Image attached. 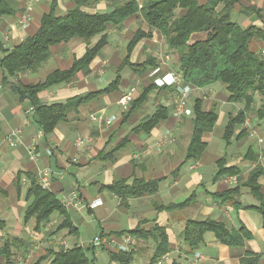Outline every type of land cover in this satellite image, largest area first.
Listing matches in <instances>:
<instances>
[{"label": "crops", "instance_id": "1", "mask_svg": "<svg viewBox=\"0 0 264 264\" xmlns=\"http://www.w3.org/2000/svg\"><path fill=\"white\" fill-rule=\"evenodd\" d=\"M52 1L14 0L17 11L0 20V39L5 48L11 49L26 37L34 35L43 15L50 11ZM125 1L87 0L81 8L88 13H104ZM207 1L199 0L200 3ZM57 2L58 14H64L77 5V0ZM222 6L223 3H220L219 8ZM182 12L179 10V13ZM231 18L242 27L256 25L264 29V0H236ZM140 28L149 29L141 12L129 16L122 25H109L108 42L92 61L91 72L40 92L41 101L49 105L62 103L74 96L107 87L115 79L116 69L127 54L128 44ZM101 35L88 40L77 37L52 45L51 56L46 62L35 70L16 76L7 75L0 65V244L6 240L16 242L13 247L15 264H34L45 255L49 257L41 264H49L53 258L50 255L52 251L76 244L90 248L88 254L95 258V264H119L111 260L110 252L132 248L135 250L133 264H147L154 253V241L137 240L128 231L137 226L148 229L159 225L166 228L170 249L156 264H240L247 251L260 253V264H264L262 214L254 209L235 208L231 202H221L211 195L238 183L237 175L233 183L229 181L231 175L214 179L220 158H226L227 166H239L244 177L257 163L264 166V141H259L260 137H264V120L251 125L250 134L242 141L233 137L227 144L224 140L223 155L210 152L214 141H207L208 147L199 159L184 162L192 130V115L176 114L178 89L175 86L154 90L129 116L127 113L132 103L128 106L119 103L120 97L132 87L139 90L135 95L137 98L143 87L155 83L156 78L167 72L175 71L173 66L179 68L176 55L168 48L165 37L158 29H154L150 37L140 40L131 53L133 63H143L148 58L155 60L156 66L147 74L139 75L125 67L117 90L101 93L71 108L67 119L59 122L49 134L38 123L35 111L28 112L32 105L20 100L13 85L19 82L37 83L56 69L70 68L75 59L82 57L89 47L99 41ZM206 36V32H196L192 38L205 39ZM254 44L259 49L264 48V38H255ZM154 70L157 72L151 75ZM184 85L190 84L183 81ZM196 97L204 98L206 109L217 103V111L220 108L223 110L224 105L236 104L232 108L228 105L222 111L223 116L228 115L224 125L231 114H236L245 105L244 102L229 101L226 86H217L216 83L204 88L192 86L188 100L190 108V99ZM160 104L169 107L168 118L158 123L150 133L134 132L133 127L154 114ZM218 121L213 131L218 129L223 138L225 127H218ZM13 132L16 133L17 144L10 146L8 137ZM212 132L205 134V138ZM78 139L82 142L78 143ZM123 139H127V143L115 152L114 161L99 159L101 151L116 147ZM30 147L34 148L36 159L31 157ZM250 147L259 153L258 161L244 159ZM212 164L216 168L209 173L205 168ZM42 169L50 170L49 190L59 199L66 194L78 195L79 204L66 208L77 228L76 233L63 229L53 234L55 224L61 218L58 212L40 229L35 228L34 219L25 221V211L30 203L26 198L29 179L25 172L35 173L39 180ZM20 171L23 173L18 186L16 179ZM117 178L126 179L128 183L136 178L162 180L155 194L131 197L123 203L120 196L106 187ZM260 183L264 193V175L260 177ZM193 195L185 207L157 208L161 204L183 202ZM94 200H101L102 203L94 208L88 207L87 203ZM239 201L243 205L258 204L248 187L241 188ZM208 217L236 229L245 226L253 233V238L247 239L241 247H230L221 243L213 232H207L204 242L191 249L182 237L186 220ZM85 232L89 238L84 237ZM98 235L106 243L93 246L92 241ZM3 263L4 258L0 256V264Z\"/></svg>", "mask_w": 264, "mask_h": 264}, {"label": "trees", "instance_id": "2", "mask_svg": "<svg viewBox=\"0 0 264 264\" xmlns=\"http://www.w3.org/2000/svg\"><path fill=\"white\" fill-rule=\"evenodd\" d=\"M87 0H77V5L64 14L57 13V0L51 3V9L41 19L37 32L26 37L20 44L7 49L0 39V65L7 75L16 76L28 70H35L46 62L51 56V46L68 42L73 38L91 39L102 34L99 41L89 47L84 55L73 61L66 70L56 69L47 78L37 83L13 85V90L22 101L29 102L37 115V121L46 134L53 132L59 122L67 119L69 110L79 106L101 93L117 90L122 79V71L129 67L139 75L148 73L156 66L153 58L143 63H133L131 53L137 43L144 37H150L154 29L161 31L166 39L168 48L174 52L179 64L178 71L186 83L198 88L210 86L221 82L229 92V101L244 102V108L236 114H231L225 125L223 139L229 144L233 137L236 141L249 135L248 127L244 126L250 110L254 109L255 94L262 98L255 109L256 116L264 120V52L255 47V38H264V29L256 25L242 27L231 18L236 0H208L200 3L199 0H127L117 4L114 9L104 13H88L81 7ZM223 6L219 8V4ZM179 10H183L179 13ZM17 11L14 0H0V20L5 15H13ZM141 12L149 29H138L128 44L127 54L121 65L116 69L115 79L105 88L82 95L74 96L66 102L45 104L41 101L40 92L61 83H69L91 72V63L101 49L108 42L107 29L109 25H122L129 16ZM196 32H206L205 39H193ZM168 85L158 86L156 83L143 87L140 95L131 103L129 116L138 106L143 104L150 94ZM177 89V88H176ZM192 109V130L189 144L186 148L185 161L199 159L208 147L205 134L213 131L218 121L217 103L209 109L204 106V98L196 97ZM169 107L163 104L157 106L154 114L133 127L136 133H150L158 123L168 118ZM126 116V117H127ZM127 143L123 139L116 147L103 150L99 154L101 160H115V152ZM249 161H258L259 153L250 147L244 156ZM218 171L214 176L219 180L225 175H237L238 183L223 191L212 192L211 195L221 202H231L235 208L254 209L262 214L264 221V193L260 177L264 175V166L257 163L248 171L247 177L237 165L227 166L225 157L217 161ZM23 172H19L16 182H21ZM29 186L26 198L30 200L26 211L25 221L35 220V228L40 229L50 222L53 214L58 212L60 220L55 224L53 234L63 229L76 233L67 209L60 199L49 189L43 188L35 173L27 171ZM162 179L145 180L136 178L132 183L126 179L117 178L112 184L106 186L109 190L121 197L122 202L131 197L145 194H155L160 187ZM248 187L250 193L258 204L243 205L239 201L241 188ZM168 205H158L159 209H175L185 207L191 200ZM213 232L217 239L230 247H241L247 239L253 238V233L241 226L239 229L230 227L223 221L214 218L203 220L188 219L185 222L182 237L191 249H196L204 242L205 234ZM128 233L137 240H152L155 243L154 253L147 264H156L169 249V237L166 228L155 225L151 228L137 226ZM16 242L6 240L0 244V256L4 258L3 264H15L13 247ZM49 264H95V258L81 245L69 248H60L52 251ZM45 255L34 264H41L48 258ZM110 258L119 264H133L135 250H120L110 252ZM261 254L247 251L240 260V264H260Z\"/></svg>", "mask_w": 264, "mask_h": 264}, {"label": "built area", "instance_id": "3", "mask_svg": "<svg viewBox=\"0 0 264 264\" xmlns=\"http://www.w3.org/2000/svg\"><path fill=\"white\" fill-rule=\"evenodd\" d=\"M262 51L264 52V48H262ZM157 70H154L151 72L152 74H155ZM183 77L180 72L177 71H169L166 74H164L161 77H158L155 79V83L158 86L168 85V86H175L178 90V99L177 104L175 107L176 114H185V115H192V109L188 105L189 95L192 86L191 85H184L182 86ZM138 91L137 87H132L127 93L122 95L119 99V103L123 106H128L134 99L135 95ZM35 111V108L33 106L29 107L28 112L32 113ZM110 122V121H108ZM245 127H250L251 124L249 122V119L247 118L246 122L244 123ZM16 133L13 132L9 135L8 141L10 146H15L17 144V141L15 139ZM259 141H264V137H260ZM82 140L78 139V143H81ZM29 152L31 154V157L33 159L37 158V154L34 150V148L30 147ZM237 180L236 175L229 176V181L232 183ZM39 183L43 188L49 189L50 183H51V172L49 169H42L39 173ZM60 202L63 204L65 208H70L77 206L79 204V198L78 195L73 194H66L63 195L60 198ZM101 200H94L87 203V206L90 208L97 207L99 204H101ZM106 243V240L103 239L102 236L98 235L94 238L92 241L93 246H101Z\"/></svg>", "mask_w": 264, "mask_h": 264}, {"label": "rangeland", "instance_id": "4", "mask_svg": "<svg viewBox=\"0 0 264 264\" xmlns=\"http://www.w3.org/2000/svg\"><path fill=\"white\" fill-rule=\"evenodd\" d=\"M173 69L178 72V68L176 66H173ZM216 85L217 86H220V85H224V84H222L221 82H216ZM261 98H262V96L259 93H256L255 94V101H254V104H253L254 109L250 110L249 113H248V116H247V118L249 119L250 124L251 125H254V126L257 125V122H260V120H261V119H259L256 116V113H255V109L259 106L260 101H261ZM190 102H191L190 104L192 105L193 102H194V98L190 99ZM207 105H208V103H206V107H207ZM228 105H224L225 108L223 110H222V108H220L219 111H218V113H220V120L218 121L219 122L218 123V127H222V125H223L222 128H224L225 127L224 123H225V121L227 120V117H228V115L223 116L222 111H225L227 109V106L229 108L230 107L232 108V107L236 106V104H228ZM231 110H233V109H231ZM261 121H263V120H261ZM248 130L249 131L251 130L250 127H248ZM208 135L209 136H207V139L206 140L207 141H214L213 143H211V146H210L209 151L212 152V153H214V154L217 153V152H220L219 154L223 155L224 153L221 152V149H224V139L222 138V135H220L219 130L216 129L211 134H208ZM243 139L244 138H242L239 141H242ZM251 141H253V140L251 139ZM215 168H216V165L215 164L214 165L212 164V165L207 166L205 168V170L210 173V172H213ZM83 235H84L85 238H89V235H87V232L83 233ZM87 244L88 243L86 242V245ZM85 249L88 252L90 250L89 247H85Z\"/></svg>", "mask_w": 264, "mask_h": 264}]
</instances>
